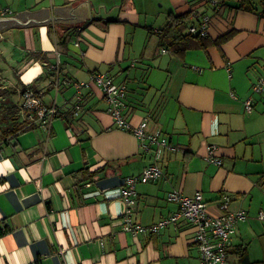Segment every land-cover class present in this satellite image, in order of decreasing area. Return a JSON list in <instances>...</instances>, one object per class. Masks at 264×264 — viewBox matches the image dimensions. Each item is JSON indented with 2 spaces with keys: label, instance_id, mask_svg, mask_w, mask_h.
<instances>
[{
  "label": "crops",
  "instance_id": "obj_1",
  "mask_svg": "<svg viewBox=\"0 0 264 264\" xmlns=\"http://www.w3.org/2000/svg\"><path fill=\"white\" fill-rule=\"evenodd\" d=\"M74 1L0 0L10 11L0 17L49 8L53 18L54 7ZM86 1L81 26L51 19L0 32V74L12 71L13 80L4 77L14 88L30 85L58 111L47 125L37 120L0 143V264H202L188 221L159 234L122 230L124 179L140 175L154 156L117 128L94 73L126 85L131 125L147 118L149 133L168 138L158 161L163 176L135 187L133 220L149 226L168 218L178 208L167 199L173 190L200 191L211 215L228 197V210L246 217L225 264H238L240 248L251 262H264V5L250 12L237 1L218 10L211 0ZM189 11L210 18L205 46L164 48L158 32L169 14ZM75 83L89 85L78 116ZM211 145L220 166L206 161Z\"/></svg>",
  "mask_w": 264,
  "mask_h": 264
},
{
  "label": "built area",
  "instance_id": "obj_2",
  "mask_svg": "<svg viewBox=\"0 0 264 264\" xmlns=\"http://www.w3.org/2000/svg\"><path fill=\"white\" fill-rule=\"evenodd\" d=\"M211 2L213 5L219 3L218 0H211ZM9 12V9H0V15H6ZM209 23V16H204L200 19L197 26L189 27L188 32L207 36ZM159 52L166 53L168 50L160 49ZM58 64L59 61L52 68L57 70ZM91 81L103 91L108 104V112L114 119L117 128L132 133L140 141V146L143 150L148 153L152 152L154 156V162L146 166L140 175L124 179V185L120 191V196L124 203V211L121 216L122 230L132 235L144 233L159 234L168 225H176L181 220H185L195 230L194 241L197 245L202 264H225L231 237L236 230L237 224L246 217L244 211L232 212L228 210V197H224L221 201V213L219 215H211L200 191L189 197L177 190H173L167 194V199L176 203L178 208L168 218L149 226H143L133 220V211L137 197L135 187L137 183H148L163 176V171L158 161L161 158L162 152L169 148L168 138L160 132L149 133L147 130V118L136 126L131 125L126 120L124 110L126 108L125 98L127 88L125 85H117L107 74L99 73L92 74ZM262 85L263 80L260 79L254 85L253 90L260 92ZM88 86L87 83H75L76 102L73 106L74 116H78L82 110V88ZM21 100L24 110L36 112L37 118H30L32 123L38 120L42 125H47L58 113L56 107L45 106L30 89L22 92ZM245 106L246 109H251V101L247 100ZM69 132L73 134L71 129H69ZM206 161L217 166L222 165L221 159L216 155V147L214 145L208 147ZM258 219L264 221V211L258 214Z\"/></svg>",
  "mask_w": 264,
  "mask_h": 264
},
{
  "label": "trees",
  "instance_id": "obj_3",
  "mask_svg": "<svg viewBox=\"0 0 264 264\" xmlns=\"http://www.w3.org/2000/svg\"><path fill=\"white\" fill-rule=\"evenodd\" d=\"M227 1H237L238 9L250 12L257 11L258 4L264 5V0H220L219 4L214 6V10H218V8ZM202 15L203 13H198V11H189L181 15H173L170 13L166 25L158 32L161 45L174 53H181L192 48L204 47L208 36H201L200 34H191L188 32L189 27L198 25L201 19L200 16ZM27 89L32 90L43 103L41 97L30 85H22L20 89L12 87L1 91L2 95L5 96H18L20 102L15 103L14 101H10L5 107H0V143L15 137L20 132L30 129L32 124L30 118H37L35 111H26L22 107V92ZM57 116L58 113L55 117ZM0 233H2L1 230ZM237 254L239 258L238 264H264V262H251L248 258L246 248L238 249Z\"/></svg>",
  "mask_w": 264,
  "mask_h": 264
},
{
  "label": "water",
  "instance_id": "obj_4",
  "mask_svg": "<svg viewBox=\"0 0 264 264\" xmlns=\"http://www.w3.org/2000/svg\"><path fill=\"white\" fill-rule=\"evenodd\" d=\"M88 16V8L86 0H78L66 6L54 7V16L50 18L49 8H41L40 10L28 12L22 11L16 13L15 16L2 18L0 17V32L10 27H29L54 22L67 23L71 26H81Z\"/></svg>",
  "mask_w": 264,
  "mask_h": 264
},
{
  "label": "rangeland",
  "instance_id": "obj_5",
  "mask_svg": "<svg viewBox=\"0 0 264 264\" xmlns=\"http://www.w3.org/2000/svg\"><path fill=\"white\" fill-rule=\"evenodd\" d=\"M162 16H164V15H162ZM4 76L6 78H8V80H13V77H14L12 71H10V70H9V73L7 75L6 74L5 75L0 74V107H2V106L5 107L7 104L10 103V101H14L15 103L20 102V99L18 98V96L9 97L7 95L6 96L2 95L1 91H4V89H10L13 87L8 81H6ZM25 76H26V74H25ZM25 76H24V78H25Z\"/></svg>",
  "mask_w": 264,
  "mask_h": 264
}]
</instances>
